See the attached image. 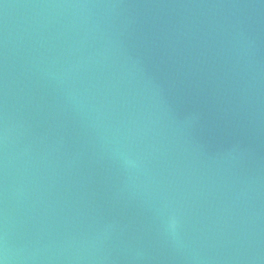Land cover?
Returning a JSON list of instances; mask_svg holds the SVG:
<instances>
[{"label":"water","instance_id":"95a60500","mask_svg":"<svg viewBox=\"0 0 264 264\" xmlns=\"http://www.w3.org/2000/svg\"><path fill=\"white\" fill-rule=\"evenodd\" d=\"M6 264H264V0H0Z\"/></svg>","mask_w":264,"mask_h":264},{"label":"clouds","instance_id":"9594fccd","mask_svg":"<svg viewBox=\"0 0 264 264\" xmlns=\"http://www.w3.org/2000/svg\"><path fill=\"white\" fill-rule=\"evenodd\" d=\"M0 264H6V260L4 258H0Z\"/></svg>","mask_w":264,"mask_h":264}]
</instances>
